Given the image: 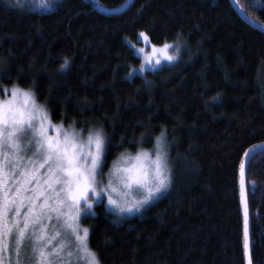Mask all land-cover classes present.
I'll list each match as a JSON object with an SVG mask.
<instances>
[{
  "label": "trees",
  "instance_id": "1",
  "mask_svg": "<svg viewBox=\"0 0 264 264\" xmlns=\"http://www.w3.org/2000/svg\"><path fill=\"white\" fill-rule=\"evenodd\" d=\"M0 0V84L35 92L54 123H96L103 169L166 132L179 178L142 217H86L100 264H246L239 165L264 143V32L230 0ZM264 26V0H236ZM187 41L192 59L128 78L126 43ZM179 34V35H178ZM184 57V55H183ZM64 58L69 66L61 70ZM251 264H264V150L245 172Z\"/></svg>",
  "mask_w": 264,
  "mask_h": 264
},
{
  "label": "snow or ice",
  "instance_id": "2",
  "mask_svg": "<svg viewBox=\"0 0 264 264\" xmlns=\"http://www.w3.org/2000/svg\"><path fill=\"white\" fill-rule=\"evenodd\" d=\"M31 3L40 9L54 7L53 0ZM16 5L25 7L23 0H16ZM138 35L149 42L147 33ZM173 47L167 42L152 45L140 71H145V65L155 69L162 60L175 61L180 45L175 44L176 52L170 53ZM136 51L144 54L146 49ZM69 63L64 58L60 69ZM10 92V99L0 100V264H100L90 247V228L82 227L81 220L96 215L93 207L102 197L107 198V207L123 215L140 212L170 189L172 172L162 145L163 132L154 155L143 150L135 156L122 154L105 174L102 131L88 130L85 139L83 129L65 128L63 122L53 125L46 104H40L31 89L14 86ZM50 130L56 135H49ZM256 147L244 152L239 165L243 250L249 264L250 214L244 177Z\"/></svg>",
  "mask_w": 264,
  "mask_h": 264
},
{
  "label": "rangeland",
  "instance_id": "3",
  "mask_svg": "<svg viewBox=\"0 0 264 264\" xmlns=\"http://www.w3.org/2000/svg\"><path fill=\"white\" fill-rule=\"evenodd\" d=\"M126 43L130 46V48H132L133 53L140 59L139 64L137 66H135V67H132L129 70V72L130 71L132 72V75L129 76V72H128V74H127V77L128 78H132L133 76H136V75H143L148 70H155V69H158V68H160V67H162L164 65L174 64V63L180 61L182 58L185 59V60H191L192 59V56H193L192 55V52L193 51L190 49V47H189V45H188V43H187L186 40H184V39H176L174 41H169L167 43H170V44H173L174 45V47L172 49H169V52L170 53H175L176 52L175 44L178 43L180 45V49H179V53H178V58L175 61L171 62V63L162 60L161 64L158 65L155 69H153L152 67H149V66L145 65V71L144 72H141L140 71V67L144 63V56L150 54L151 53V46L152 45H156V44H153L152 42H150V40H149V42L145 43L142 39L139 38V35H137V37H136L135 40L126 38ZM162 45L163 44H158L156 46L157 47H161ZM139 48H145L146 49V52L144 54L139 53L138 51H136ZM183 55H184V57H183ZM13 87L14 86H6V85L0 84V100L10 99V97H11L10 89L13 88ZM25 90H28V89H25ZM73 122H75V121L68 122V123H64L63 122L64 127L65 128H68V129H71V128L74 127L77 131L83 129L84 130L83 136H84L85 139L87 137L88 130H100V131H102L101 128H100V126H98L96 123H90V122L77 123V122H75L73 124ZM61 123L62 122H60V123H54V122H52L53 125H59ZM102 133H103V131H102ZM165 133L166 132L164 131L163 132L162 145L164 147V150L167 152L168 162H169V166H170L171 172H172V184H171L170 189L167 192L161 193L156 199H154L148 205H146L140 212H133L131 214H123V215H118L114 209H112L110 207H107V198L106 197H102L101 201L100 202H97L96 204L103 203L104 206H105V208L107 209V211L113 214L114 220L116 222H120L124 218H128V217H131V216H139V217H142L144 215L145 211L149 207H151L152 205H154L158 200H160L162 197H164L165 195H167L168 193H170L172 191L175 182L179 178V172L175 171L173 162L171 160V157L169 156V149H170V147L172 145V142L167 138V134H165ZM161 134L156 135V137L152 140V143L149 146L146 145L147 142H148V140H146V138H145L143 140V144L138 148V150L136 152H134V153H128V152L121 153L113 162L110 163V165L106 169H103L102 168V172L105 173V174L109 173V171H110L111 167L113 166L114 162H116L117 160H119L122 154H129L131 156H135L138 151L143 150V151H148L149 152V155H154V153L156 151V147H157V137H161ZM49 135H53L54 136V135H56V133L54 131H51L50 130L49 131ZM103 135H104V133H103ZM104 137H105V135H104ZM28 155H31V152H29ZM105 182H107V177L106 176H105ZM93 211H94V207H93ZM84 220H85V218H83L81 220L82 227H88V228H90V226L87 225L84 222ZM53 223H55V220H53Z\"/></svg>",
  "mask_w": 264,
  "mask_h": 264
},
{
  "label": "water",
  "instance_id": "4",
  "mask_svg": "<svg viewBox=\"0 0 264 264\" xmlns=\"http://www.w3.org/2000/svg\"><path fill=\"white\" fill-rule=\"evenodd\" d=\"M132 0H126L121 6L117 7V8H105V7H100V10L101 11H104V12H107V13H116V12H121L123 11L127 6L128 4L131 2ZM231 2V5L234 7V9L237 11V13L239 14V16L247 23L249 24L250 26H252L253 28H256V29H259L261 31L264 32V26H262L261 24L257 23L256 21L252 20L250 17H248L244 12L243 10L240 8V6L238 5L237 1L236 0H230ZM252 149V148H251ZM264 150V143L263 144H260V145H257V147L255 148V152L254 154L260 152ZM253 154V155H254ZM252 155V156H253ZM251 156V157H252ZM249 162V161H248ZM247 162V164H248ZM247 167V166H246ZM244 180H245V177H244ZM241 181V176H240V180H239V183ZM241 199V197H240ZM242 206V213H243V205L241 204ZM245 261H246V264H249L248 262V259L245 258Z\"/></svg>",
  "mask_w": 264,
  "mask_h": 264
}]
</instances>
